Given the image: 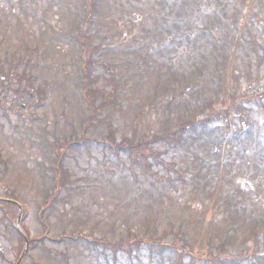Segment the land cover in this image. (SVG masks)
<instances>
[{"label": "rangeland", "instance_id": "1", "mask_svg": "<svg viewBox=\"0 0 264 264\" xmlns=\"http://www.w3.org/2000/svg\"><path fill=\"white\" fill-rule=\"evenodd\" d=\"M9 1L0 0V59L12 58L11 56L15 52L22 53L27 47H40V50L38 48L40 51L39 55L36 56L40 58L38 61L39 66L33 73L38 75L39 79L36 81L39 83L47 82L46 98H44V102L37 109L32 107L24 111L23 114L18 115L9 108L8 101L5 104V109L0 107V154H2L3 168L5 169V174L1 177L0 182L3 187L9 188L11 193L14 190L18 202L28 210L24 220L25 224L22 223L19 228L26 232L29 231L30 236L33 237L32 239H36L44 232L45 238L47 236L54 238L63 229L70 232L79 223L85 234H90L91 230H94L95 233H100L96 235L106 234L112 241L118 239L120 235L127 234L128 237L129 232L130 234L135 233L131 235L140 236L151 235L154 231V233H157L156 240L160 241L163 229L172 226L166 223L171 222L175 225V229L173 226V230L169 228L170 233L168 236L162 238L164 243H169L170 246H173L168 241L172 242L174 238L179 239L178 235L181 230L186 229L189 225L190 230L185 233V238L182 239L183 241L185 240L186 246L183 245V242L181 243L180 239L178 240L179 245L176 246H182L177 247V251L186 250L187 254L195 257H191V260H196L197 257L206 258L207 242L211 240L210 242L216 246L219 245L218 249L223 251L218 252L215 250L218 254L217 257L227 261L226 264H263L264 232H261V227H259L257 232L261 233V237L254 242L248 236L255 231L254 227L259 225L260 220L264 221V200L257 202V198H252L254 195L248 196L250 201L236 197L230 198V195L240 191L234 183H230L235 181L237 184L238 179L242 180V178L245 181L250 180L258 184L260 187L255 190V193L258 194L257 197L264 196V167L259 162L260 156H255L254 147L256 145L254 146L255 142L252 140V136L246 138L248 151L245 158L239 152L238 144L234 148L233 155H236L238 163L236 162L235 164L237 170L233 174H231L227 161L225 162L228 157L225 155L224 149H220L216 154L212 155L211 151L213 152V150H210L208 146H204L197 140L194 146L188 144L182 148H172L170 151L165 147L164 142L149 146L154 151L158 149L160 152L167 154L165 155V163L171 164L170 168L173 171L180 167L184 170L190 169L191 175L196 171H200L199 173L204 176L195 182H188L187 189H184L183 183L178 182L177 188L179 190L171 192L172 198L169 197L167 199L166 197L170 193L166 194V196L163 194L165 188H163L162 192H158V187L160 190L163 187V180L156 182V184L153 181H149L148 184L141 181L134 183L127 174L129 169H134L137 171L136 177L142 176V169L136 166L131 160V156L128 155L130 154V143L126 142L127 137L131 138L133 126L136 127L134 123L137 120V115H141V111H149L148 114L147 112L142 114V118L138 121L137 138L146 137L144 134L148 135L147 132L149 130H161L164 121H166L165 118L169 106H171L176 94L175 91H172L169 97L160 99V94L165 90V87L160 86L159 96H152L155 92L154 86L158 81V76L155 69L151 66L154 61L160 59L162 52L151 50L150 43L153 41L158 44L163 33L157 26L159 22L153 19L151 15L162 13L165 4H161L159 0H153V2L150 1L148 3H145L148 0H98L97 4L100 6V11L92 16V27L85 34L90 36L99 35L107 42L109 35V43L113 42V44H109L102 39L98 41L96 37L94 40H90L99 49L94 54V60L96 61L94 72L97 68V73L104 72L105 75L109 74L107 67L103 69L99 65L102 62L105 64L108 62L115 66V78L120 83L116 91L117 102H115V106H122L124 111L111 121V130L115 131L114 137L117 135L125 136V142L121 143V139L118 140V144L120 146L124 144L127 150H120L118 154L113 155L110 153V148L109 152L104 151L103 154V149L99 148V150H96L95 147H91L93 142L99 141L109 144L113 141L111 139H97L94 136L96 134L95 129L93 127L90 128V126L87 129V134L92 137L74 136L71 143L81 148L90 144L88 148L90 153L83 149L80 151L81 149L75 147L69 148L68 151L73 156L68 160L67 166L72 167L75 173L74 176L77 177V182L71 184L72 187L69 191L63 189L61 195L63 200L61 202L56 197L57 193L54 194L56 190L55 178L51 170H46L45 166H48L51 162L49 161V156L52 155L51 151L53 148L50 146L54 137L77 133L80 130L81 119L87 115L80 99V75L84 57H81L82 53L73 38L75 30L73 29L74 31H72L71 29L81 26V24L76 22L78 20L76 13L81 14L83 11L85 14L88 8L82 0H26L27 3L34 1L39 8L50 11L47 15L49 17L48 20L44 18V14L41 12L38 22L35 18L30 19L29 16H25L23 11L18 9L20 6L19 0H13L16 8V17L8 16L11 8ZM256 1L257 6L264 8V5L259 0ZM138 13H141L143 18L142 15L137 18ZM148 14L151 17L145 21ZM129 15H131L133 20L125 18V16ZM17 17L19 18L17 19ZM22 18L29 19L24 26L30 29L32 33L27 31L23 35L22 31L15 27V23ZM8 21L10 24L7 23ZM149 23H156V30L151 31L147 28L146 25ZM137 38L141 40L136 41ZM100 43H102L103 51H100ZM189 53L190 51L188 50L186 54L189 55ZM242 54L241 56H243ZM141 57H149L146 64L140 65L142 66L141 70H137L134 66V68L128 67V63L136 64ZM167 57L171 56L167 55ZM247 58L243 59L246 60ZM98 59L101 61L98 62ZM237 62L241 66V59H237ZM174 64L176 62L173 63V66H175ZM187 65L190 68L186 66V70L193 75L192 70L197 71L193 67V62L191 61ZM207 66L206 64L204 68H207ZM178 67H175L168 77V81L172 82L173 85L182 74L180 68L185 66ZM255 70L257 75H260L257 78L245 77L239 69L235 72L237 77H241L242 81L246 79L249 83V90L245 97L253 95L257 86L264 93V67H253L251 69L252 75L255 74ZM227 82L228 76L224 80V83ZM230 86L231 84L228 89H230ZM110 89L111 87L106 88V90ZM145 90H147L146 94L149 95L147 97L145 96ZM8 93L9 98L12 97L13 93L10 91ZM171 94L173 97H171ZM195 94L197 102L201 100V94L205 96L204 93ZM33 101V99H24L23 102L32 106ZM248 105L252 111L255 110L252 102L248 103ZM198 106L196 107L197 112L199 111ZM108 110L110 111V109ZM108 110H105V112ZM257 110L264 116V110H260L259 107H257ZM151 112L153 113L151 114ZM187 114L189 115L188 112L185 113L182 105H176L175 114L171 115L172 122L184 120ZM253 114L256 115L257 111H254ZM152 115L155 121L150 119ZM103 117V115L100 116V118ZM98 131L100 135L108 132L106 122L101 123ZM146 139L150 140L153 138L150 136L149 138L146 137ZM67 144L65 143L64 145ZM62 149L59 151V155L62 154ZM197 152L199 157L196 155ZM200 158L205 159L208 163L201 165ZM243 158L244 160H242ZM217 160H221L222 164L220 166H216ZM144 164L146 167L152 165L153 160L151 158L147 159ZM155 166H157L156 169L158 171L164 170L166 173L162 166H158V164ZM121 171H123V176L119 175ZM141 179L143 180L144 178ZM167 186L170 187L168 184ZM202 189H205L203 190L205 193L204 197L210 200V203L215 200H221L219 204L214 205L231 203V208H227L229 211L226 210L222 215L218 216L214 215L213 212L212 214L198 216V207L191 200L196 199ZM242 191L245 193L250 191L248 185H245V189ZM226 192L229 193V197L226 196ZM185 193H188V195H185ZM159 194H161L162 198L158 196ZM5 196L6 192H3L0 186V198ZM139 198H141L143 203L138 201ZM177 199H180V201H177ZM41 203L46 205L48 203L49 205L42 212L43 217L47 215L45 218L46 220L48 219L49 223V229L47 230L46 227L41 226L35 217V213ZM173 209L177 211L175 217L171 216ZM225 214H227L226 217ZM181 218L184 219L180 229L177 226ZM216 218H219L218 222L220 223L217 227L212 222L208 223ZM194 222L199 225H193ZM10 226L9 230L8 228L0 227V235L6 234L8 240L6 242L4 237H0V242L7 247L9 242L17 240L15 232H12L13 227L11 224ZM174 232L175 234L177 232L178 235H173ZM46 239L47 247H55L58 250L64 249V242H53L48 237ZM204 239L208 240L205 241ZM199 240L202 243L197 246ZM74 244H70L72 248L69 260L72 263L103 264L104 261L99 262L96 260L92 254L94 251L80 245L79 242ZM159 249L165 255L164 264H175L180 260L184 264H188L190 260V257L186 256L184 252L178 253L169 248L162 249L161 246ZM142 253L141 260L133 259L130 261L123 252H118L117 261L114 260L112 252H109V257L113 264L162 263L161 256H155L151 261L146 249L142 250ZM202 253L204 254L202 255ZM27 255L24 256V263L32 264L38 259V262L40 261L39 264H48L46 263L48 262V257L46 258L47 255L43 253L39 245H35L31 250V254L29 255L28 252ZM7 259L14 261L13 254H8ZM7 263L9 262H3L0 259V264ZM195 263L202 264L201 260Z\"/></svg>", "mask_w": 264, "mask_h": 264}, {"label": "bare ground", "instance_id": "2", "mask_svg": "<svg viewBox=\"0 0 264 264\" xmlns=\"http://www.w3.org/2000/svg\"><path fill=\"white\" fill-rule=\"evenodd\" d=\"M4 104H6V102H4ZM259 132H260V134H259V136H257V137H255L254 139H253V141H256L257 142V144H256V146L254 147V153L256 152V155L255 156H257V157H259L260 156V160H259V162L262 164V166L264 167V126H260L259 125V130H258ZM1 159L3 160V157H1ZM61 160H63V159H61ZM58 170H60V171H64L65 170V168H64V165H63V162L62 161H59V165H58ZM264 170V169H263ZM5 169L4 168H2V170L0 171V177L1 176H3L5 173ZM249 181V189H250V191H249V195H250V197L252 196V195H254L252 198L253 199H255V198H257V202H260L261 200H264V196L263 195H261V196H259V197H257L258 196V194H256L255 193V190L257 189V188H259L260 186L258 185V184H256V183H253V182H251L250 180H248ZM230 184H232V182L230 183ZM244 184V186L245 185H248L247 183H243ZM227 188V187H226ZM226 194V196L227 197H229V193L228 192H226L225 193ZM231 197H236V194H233V195H230V198ZM227 204H229L230 205V203H228L227 202ZM2 210V209H1ZM264 222V221H263ZM25 224V223H24ZM0 226L1 227H5V228H7V227H9L10 226V223H9V221H7V220H5V219H3V218H0ZM25 227H26V225H25ZM15 228L17 229V230H20V228L18 227V226H15ZM27 228V227H26ZM256 240V239H255ZM254 239H252V241L254 242L255 241ZM34 242H36V243H38L39 245H41V246H43V247H41V249L43 250V253H45L47 256H46V258L48 259V261H49V263L50 264H74V263H72V261H70L69 259H63V257L62 256H60L58 253H57V251L56 250H54V248H49V247H47V245H45L39 238H36V239H34ZM60 243H62V242H60ZM12 244V246H13V243H11ZM114 244H115V246L117 247V244H116V240H114ZM0 245H1V242H0ZM9 247V246H8ZM24 248H28V247H24ZM26 249H23V248H20V251H21V253H26ZM11 250V252H13V251H15V249H14V247H13V249H10ZM31 250L32 249H30L29 250V252H30V254H31ZM183 252L185 253V255L187 256V252H186V250H183ZM41 255V254H40ZM184 255V256H185ZM5 256H8V254H5ZM19 256V254L17 255V257ZM170 256H172V254H170ZM188 256L190 257V260H189V262L192 264V260H191V256L188 254ZM31 258H33V256H31ZM51 258V259H50ZM52 259H54V260H52ZM1 261H3V262H5L3 259H1ZM40 262V261H39ZM39 262H38V259L36 260V261H34V262H32V264H39ZM7 264H12V263H7ZM24 264H29V263H24ZM75 264H78L77 262H75Z\"/></svg>", "mask_w": 264, "mask_h": 264}, {"label": "trees", "instance_id": "3", "mask_svg": "<svg viewBox=\"0 0 264 264\" xmlns=\"http://www.w3.org/2000/svg\"><path fill=\"white\" fill-rule=\"evenodd\" d=\"M90 7H91V9H92L93 7H95V0H92V1H91ZM91 9L89 10L90 12H92ZM90 91H91V93H92V88L90 89ZM225 118H226V117L224 116L220 121H221V122H224ZM232 123H233V122H230V123H228V124H224V126L222 127L220 133L222 134L223 137H225V136L227 135V133L230 131V126H231ZM171 130H174V131H176V132H172V133L168 134V135H167L168 138H169V137H172L173 135H178L179 138H180V140L183 138V135H184V134H186L187 132H189V129H188V127H187L186 125L176 126V127H173ZM222 136H221V137H222ZM141 240H142V239H141ZM141 240H137V243H135V244H133V245L136 246L137 248H139V245L141 244ZM130 255H131V254H130Z\"/></svg>", "mask_w": 264, "mask_h": 264}]
</instances>
